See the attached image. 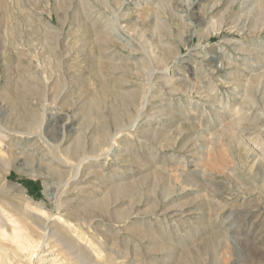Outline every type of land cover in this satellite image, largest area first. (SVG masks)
Returning <instances> with one entry per match:
<instances>
[{
	"label": "rangeland",
	"instance_id": "obj_1",
	"mask_svg": "<svg viewBox=\"0 0 264 264\" xmlns=\"http://www.w3.org/2000/svg\"><path fill=\"white\" fill-rule=\"evenodd\" d=\"M41 111L53 147L117 144L65 185ZM1 124L7 263L40 259L26 211L71 222L46 264H264V0H0Z\"/></svg>",
	"mask_w": 264,
	"mask_h": 264
},
{
	"label": "bare ground",
	"instance_id": "obj_2",
	"mask_svg": "<svg viewBox=\"0 0 264 264\" xmlns=\"http://www.w3.org/2000/svg\"><path fill=\"white\" fill-rule=\"evenodd\" d=\"M114 15V14H113ZM114 18V17H113ZM118 18V17H117ZM116 18V19H117ZM99 19V18H98ZM115 20V19H114ZM118 20V19H117ZM119 25V24H117ZM121 25V24H120ZM151 52V51H150ZM155 53V52H154ZM152 54V53H151ZM158 57V56H157ZM152 58V56L150 57ZM156 58V57H154ZM149 59V58H148ZM152 62H154L153 60H151ZM153 64V63H152ZM151 66V65H150ZM151 68V67H150ZM166 68V67H165ZM152 70V69H150ZM151 74V73H150ZM149 74H147L146 76L148 77ZM150 77V76H149ZM153 78V77H152ZM41 79V77H40ZM39 79V80H40ZM104 80V79H103ZM41 81V80H40ZM45 81V80H44ZM154 83V82H153ZM44 84V83H43ZM46 84V83H45ZM47 85V84H46ZM45 85V86H46ZM44 86V85H43ZM37 87V86H36ZM150 88V87H149ZM37 89V88H36ZM27 90V89H26ZM25 92V89L23 90V93ZM28 93V92H27ZM26 95V94H25ZM144 103L146 104V98H145V101ZM27 104V103H26ZM131 104V103H130ZM144 104V105H145ZM132 105V104H131ZM142 106V105H141ZM97 108V107H96ZM44 110V109H43ZM143 110V109H142ZM138 111L140 112L141 111V108H138ZM27 112V111H26ZM34 112V111H33ZM130 112V111H129ZM30 113V112H29ZM128 114V113H127ZM31 115V114H30ZM36 115V114H34ZM129 115V114H128ZM128 115L126 117H128ZM140 115V114H139ZM35 117V116H34ZM126 119H129V118H126ZM44 120V114H43V111H41V118L39 119V121H36V122H32L30 123L29 126H27L30 130L32 131H16L12 128H9V127H6V126H3L2 124L0 125V140H5V139H8L10 138V136H12V134L16 133V132H21L20 134L22 133H25V134H34L36 135L45 145H47V147L49 149H51V151L53 152L52 153V157L54 159L57 160V164L58 166H61V164H64L65 165H69L71 170H72V174H70L69 176V179L68 180H64L65 182V185L70 183L71 182V178H72V181L73 179L76 178V176L78 174L81 173V170H82V165L84 164L85 161H88V160H97L98 158L104 156L107 157L110 155V152L112 150V148L115 146V144H117L116 142V139L118 137V131H113L115 132L114 134L111 135V140H105L106 137L104 138V140H101V141H98L96 144H95V150L91 149V150H85V146L81 145L79 142H78V146L76 147V150L74 152V154H72L68 149L65 150L64 149H61L60 147V144L57 143L55 145V147H53L54 145H51L48 140L45 138L43 132H42V126H43V121ZM12 121V120H11ZM135 121V117H133L132 121H131V125H128L126 128H130L133 123ZM118 124V123H117ZM138 124V123H137ZM127 125V124H126ZM136 125V124H135ZM119 127V126H118ZM117 127V128H118ZM132 128V127H131ZM36 130V131H34ZM129 131V129H128ZM127 131V132H128ZM35 132V133H34ZM108 132V131H107ZM130 133V132H128ZM116 134V136H115ZM99 137V136H98ZM84 144V143H83ZM86 144V143H85ZM86 151V152H85ZM98 151V152H97ZM89 153V154H87ZM91 153V154H90ZM112 155V154H111ZM114 155V154H113ZM13 153L10 151V149L8 148V145H6L5 143L2 144V142L0 141V168L3 169L4 171V174L5 175L7 173V170L9 169L10 166H13L14 162H13ZM109 158V157H108ZM51 164V163H50ZM52 165V164H51ZM54 166V165H53ZM56 166V165H55ZM50 168V167H49ZM61 169V167H60ZM68 169V168H67ZM115 169V168H114ZM66 170V169H65ZM58 174L61 176V171L58 169ZM64 172V171H63ZM62 172V173H63ZM83 172V170H82ZM116 175V174H115ZM67 178V177H66ZM65 178V179H66ZM115 181V180H114ZM61 186V185H60ZM64 187V186H63ZM68 187V186H67ZM118 191L121 189L119 186L117 187ZM117 191V192H118ZM115 192V191H114ZM122 192V190L120 191ZM169 192H166V195L168 194ZM115 194V193H114ZM117 194V193H116ZM1 195V194H0ZM3 197V196H2ZM0 197V203L1 204H6L4 201H3V198ZM56 200V199H55ZM57 203L59 205H61V199L58 198L57 200ZM103 203V202H102ZM104 204V203H103ZM40 209H42L41 205L40 204H37ZM102 205V204H101ZM62 209V208H61ZM42 211V210H41ZM20 214H22L24 216V219H29L31 223H28L27 221L23 220L24 221V225H26L25 227V230H27V232L25 233V236L20 240V243L23 244V249L26 250V257H31V255L34 254V252L39 256V261L36 260L37 264H46L45 261H47V256L49 254H51V250L53 245L49 246L50 243L54 242L55 240L51 239V241L49 240V238L51 237H56V240H61L63 243V248L67 245L68 247L70 248H74V242H76L74 240V238H72L73 240H70L71 237H69L68 239L70 241H68L65 237V234L64 232L66 231L65 230V226L68 225L69 229L71 227V222L68 221V216L64 213H60V212H57V215L55 217H53L52 219V224L49 225V222L48 220L46 221V218L45 217H42V216H39V215H35L31 212H26V211H22V212H19ZM76 220V219H75ZM76 223V222H75ZM90 223V222H89ZM77 226V225H76ZM4 227L7 228L8 230H10V226L8 225L7 221H6V218H4L3 216V213L1 212V207H0V230L4 231ZM30 232V234H28ZM68 234H71V233H68ZM72 235V234H71ZM4 236V235H3ZM6 236L10 237L11 239H15L17 237V234L14 232V231H10ZM34 236V237H33ZM65 239V241H64ZM78 240V239H77ZM74 241V242H73ZM80 243V241H79ZM78 243V244H79ZM55 244V243H53ZM65 244V246H64ZM82 244V243H81ZM57 245V243H56ZM84 245V244H83ZM55 246V245H54ZM77 246V244H76ZM81 246V245H80ZM79 247V246H77ZM67 248V247H65ZM51 249V250H50ZM62 249V247H61ZM85 249V248H84ZM54 250V249H53ZM57 250V249H56ZM37 251V252H36ZM86 251V249H85ZM41 252H43L42 254H40ZM67 252V251H66ZM88 251H86L87 253ZM59 253H63L62 252H59ZM72 253V252H71ZM75 257H78V256H81L80 255V252L78 251H75ZM89 254V252H88ZM86 254V255H88ZM85 255V254H84ZM0 264H9L7 263V261L2 257V255H0ZM60 256V255H59ZM90 256V255H89ZM27 258V260H28ZM68 258V257H67ZM75 259V258H74ZM77 259V258H76ZM79 259V258H78ZM59 264H62L64 263L62 258L60 259L59 257ZM68 260V259H67ZM18 263V262H17ZM19 264V263H18ZM25 264H29V263H25ZM30 264H34V263H30Z\"/></svg>",
	"mask_w": 264,
	"mask_h": 264
}]
</instances>
